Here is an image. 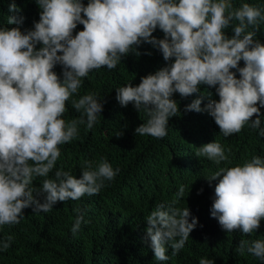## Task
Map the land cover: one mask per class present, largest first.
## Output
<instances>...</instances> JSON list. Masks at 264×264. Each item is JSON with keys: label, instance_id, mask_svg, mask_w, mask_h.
Segmentation results:
<instances>
[{"label": "clouds", "instance_id": "9594fccd", "mask_svg": "<svg viewBox=\"0 0 264 264\" xmlns=\"http://www.w3.org/2000/svg\"><path fill=\"white\" fill-rule=\"evenodd\" d=\"M36 3L40 19L32 28L21 30L25 18L14 0L8 5L12 15L7 25L17 26H0V228L19 224L26 208L46 213L57 202L99 194L119 174L118 167L101 158L84 160L77 178L56 167L59 146L78 137L79 125L92 129L104 109V97L98 93L73 98L83 78L102 66L116 68L122 57L142 44L159 50L168 63L142 77L139 85L130 82L116 89L122 107L132 103L147 117L135 129L137 135L164 138L170 118L179 111L173 94L187 98L207 85L215 88L219 100L202 108L201 96L187 104L185 111H207L224 137L239 133L246 124L264 137L260 111L264 108V43L255 39L264 23V6L245 2L236 8L233 0H88L86 6L83 0ZM78 24L83 30L73 35ZM229 27L231 37L224 31ZM157 28L163 38L153 36ZM57 65L62 66L61 75L53 70ZM66 102L79 113L78 118L64 119ZM254 114L256 119L250 120ZM196 155L216 165L228 160L216 140L199 147ZM37 178H42L39 188L33 186ZM206 178L209 183L218 180L210 213L221 228L256 232L264 218V157L218 167ZM40 195L43 202L36 198ZM184 195L181 185L171 202L155 204L145 217V240L157 262L169 260V248L171 256L178 255L198 224L188 207L176 206ZM73 211L75 234L84 213L78 207ZM12 240L11 235L0 240V252ZM236 250L264 262V239H242ZM199 264L215 262L204 257Z\"/></svg>", "mask_w": 264, "mask_h": 264}, {"label": "trees", "instance_id": "16d2710c", "mask_svg": "<svg viewBox=\"0 0 264 264\" xmlns=\"http://www.w3.org/2000/svg\"><path fill=\"white\" fill-rule=\"evenodd\" d=\"M12 2L0 0V26H17L7 25V17L12 15L8 5ZM14 2L25 18L21 30L32 28L33 22L40 19L41 9L36 0ZM245 2L264 6V0H233V6L238 8ZM83 3L86 6L88 0ZM83 27L78 24L73 35ZM224 31L229 37L234 34L231 27ZM163 35L159 28L153 32L157 38ZM255 39L264 43V23L259 25ZM167 63L159 50L145 43L122 57L116 68L109 70L102 66L83 78L73 98L98 93L104 97V109L92 129L79 125L78 137L59 146L61 156L56 167L79 178L84 160L103 158L120 172L113 181L106 182L99 194L57 202L46 213L34 212L32 207L24 209L19 224L0 228V240L13 237L10 247L0 252V264H199L204 257L215 264H264L246 251L241 254L236 250L242 239H264V218L259 229L251 234H242L239 229L223 230L210 213L218 180L209 183L206 178L218 167L236 166L252 156L264 157V137L258 135V130L246 124L239 133L224 137L207 111H185L187 104L201 96L202 108L211 100H219L215 88L207 85H201L198 93L187 98L173 94L179 111L170 118L167 135L162 139L137 135L135 129L147 119L146 115L132 103L122 107L116 99L117 88L130 82L137 86L142 77L154 74ZM239 66H244L243 60ZM53 70L61 75L62 66ZM260 111L264 114V108ZM78 117L79 113L66 102L64 119ZM254 119L256 114L250 118ZM215 140L228 157L220 165L196 155L199 147ZM41 179L37 178L33 186L39 188ZM181 185L185 186V195L176 206L188 207L191 215L198 218V224L178 255L171 256L169 248L166 253L169 260L157 262L145 240V217L155 204L171 202ZM36 198L43 202V195ZM77 207L83 210L84 220L73 234L71 227L76 216L73 209Z\"/></svg>", "mask_w": 264, "mask_h": 264}]
</instances>
